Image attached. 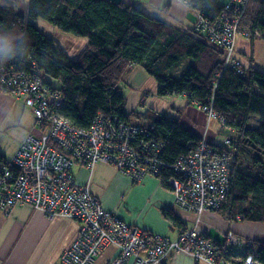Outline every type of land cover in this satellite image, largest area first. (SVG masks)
I'll list each match as a JSON object with an SVG mask.
<instances>
[{"label":"trees","instance_id":"trees-1","mask_svg":"<svg viewBox=\"0 0 264 264\" xmlns=\"http://www.w3.org/2000/svg\"><path fill=\"white\" fill-rule=\"evenodd\" d=\"M19 1L0 3V65L6 72H34L48 82L62 97L58 113L77 127L88 128L97 113L139 124L162 143L159 158L168 165L192 151L200 137L181 125L178 117L154 108L142 114L126 112L120 83L128 67L140 66L154 79L159 96L184 94L198 107H211L223 118L233 151L229 189L213 211L227 220L264 223V71L243 63L242 73L223 69V50L209 41L203 29L171 25L134 2L26 0L19 13L14 10ZM188 5L214 24L224 11L220 0H188ZM38 18L66 34L85 38L86 45L76 57H69L37 27ZM238 30L247 32L251 41L264 39V0L239 5ZM187 60L190 63L175 75ZM252 115L256 126L249 125ZM134 117L147 125L133 122ZM4 161L0 156V163ZM169 173L166 167L155 177L167 186ZM162 213L173 224L179 223L171 211ZM217 244L219 255L233 256L235 261L225 243ZM243 253L242 257L251 254L264 264V241H251Z\"/></svg>","mask_w":264,"mask_h":264},{"label":"built area","instance_id":"built-area-1","mask_svg":"<svg viewBox=\"0 0 264 264\" xmlns=\"http://www.w3.org/2000/svg\"><path fill=\"white\" fill-rule=\"evenodd\" d=\"M188 4V0H180ZM245 0H225L218 23H210L195 11V26L203 29L211 43L223 49L222 68L242 73V62L234 51L239 33V5ZM247 37V32H241ZM0 90L21 97L32 108L35 131L25 134L14 155L0 163V210L27 204L47 218L62 216L78 222L76 237L56 264H93L107 246L116 254L103 264H160L170 253L185 252L209 264H258L251 254L226 259L219 246L195 226L182 229L175 240L124 222L103 208L88 184L76 181L73 163L91 167L96 162L112 165L130 181L157 176L170 168L166 178L177 206L200 215L223 202L229 189L228 170L233 151L228 136L221 147L204 137L188 154L171 164L159 158L163 146L148 131L132 122L97 113L88 128L77 127L57 111L62 97L36 73L6 72L0 65ZM207 117L224 120L209 106H199ZM229 245L238 243L244 252L250 241L226 233ZM229 244V245H228ZM244 254V253H243Z\"/></svg>","mask_w":264,"mask_h":264},{"label":"crops","instance_id":"crops-1","mask_svg":"<svg viewBox=\"0 0 264 264\" xmlns=\"http://www.w3.org/2000/svg\"><path fill=\"white\" fill-rule=\"evenodd\" d=\"M119 1V0H113ZM134 2L146 13L167 23L191 28L195 17L185 4L175 0H123ZM225 0H220V2ZM36 23V21H35ZM56 28V27H55ZM57 29V28H56ZM43 30V29H42ZM70 35V34H68ZM72 37V38H70ZM68 42L60 45L69 57H76L86 45L83 37L67 36ZM236 52L247 65L264 71V39L251 41L243 36L236 39ZM190 63L187 60L181 68ZM180 69V68H179ZM179 69L174 72L176 75ZM121 92L126 99L125 111L136 110L140 114L146 110L145 99L155 85L140 66H129ZM168 100L155 97L154 101L163 103L162 107L152 104L150 108L161 110L167 116L178 117L181 125L204 137L210 144L221 146L219 134L223 129L215 120H207L206 114L197 105L188 101L184 94H171ZM154 106V107H153ZM256 119V118H255ZM137 122L138 119H136ZM256 121V125L258 121ZM32 109L23 99L0 90V156L11 158L22 138L35 131ZM254 125V126H256ZM70 171L77 182L88 184L99 198L103 208L119 216L124 222L175 240L179 232L195 226L219 244L227 245L226 233L243 240L264 241V223L227 220L213 210H205L200 215L177 206L172 190L163 185L158 178L147 175L140 181L132 182L112 165L96 162L91 167L73 163ZM171 211L179 223L173 224L162 211ZM78 222L62 216L47 218L42 212L27 204L15 205L8 210H0V264H56L61 252L74 240ZM229 245V244H228ZM235 257H242L243 246L229 245ZM116 248L107 246L94 259L93 264H103L115 256ZM233 260V256L231 257ZM160 264H209L197 261L185 252L170 253Z\"/></svg>","mask_w":264,"mask_h":264},{"label":"rangeland","instance_id":"rangeland-1","mask_svg":"<svg viewBox=\"0 0 264 264\" xmlns=\"http://www.w3.org/2000/svg\"><path fill=\"white\" fill-rule=\"evenodd\" d=\"M3 0H0V3H3L2 2ZM25 1L26 0H20L17 4H14V10H16V11H18L19 13H21V12H23V9H24V3H25ZM175 1H178V2H181V3H183V4H185L187 7H189V5L186 3V2H183V1H180V0H175ZM223 2L224 1H222L221 3L223 4ZM223 6H224V4H223ZM190 8V7H189ZM193 14H195V12L193 11ZM36 25H37V27L38 28H40V29H43V32L47 35V36H50V37H52L59 45H65V43L66 42H68V40H67V36H70V35H68V34H66V33H64V32H62V31H60L59 29H56L55 27H53L51 24H49L48 22H46L45 20H43V19H41V18H38L37 20H36ZM194 25H195V22H194ZM241 32H239L238 34H236V36L234 37V51H235V53L237 54V52H236V39H237V37L238 36H243L242 34H240ZM243 37H245V36H243ZM70 38H72V37H70ZM245 38H247V37H245ZM223 50V49H222ZM238 56H239V58H240V60H241V62L243 63V64H246L247 65V63H245L244 62V59L239 55V54H237ZM223 57V56H222ZM186 61H184V62H182V63H180V65H179V67H178V69H179V72L177 73V75L184 69V67L183 68H181V65H183L184 63H185ZM248 66V65H247ZM150 77V76H149ZM151 78V77H150ZM123 79H124V77H123ZM151 80H152V82H153V86L155 85V90L153 91V90H149V94H150V96H148L146 99H145V102H146V107H150V106H152V104L153 105H155V106H157V107H162V105H163V103L162 102H160V101H154L155 99V97L157 96V97H159V98H161L162 96H159V95H157V93H156V87H157V85H156V83H155V81H154V79H152L151 78ZM120 86L121 87H123V84L122 83H120ZM5 92V91H4ZM7 93H9V92H7ZM11 94V93H10ZM13 95V94H12ZM15 96V95H14ZM16 97H18V96H16ZM164 98H165V101L167 102V101H169L168 100V97L169 96H163ZM18 98H21V97H18ZM22 99V98H21ZM25 102V101H24ZM29 106V105H28ZM154 107V106H153ZM32 109V108H31ZM159 111H161V110H159ZM32 113H33V111H32ZM206 114V113H205ZM33 116H34V114H33ZM206 117H207V114H206ZM255 115H252V117H251V119H250V121H249V125H256V119H255ZM136 117H134V118H132V121L133 122H136ZM34 120H35V117H34ZM207 120H215V119H210V118H208L207 117ZM138 121L140 122V123H144V120L142 119V118H139L138 119ZM216 122H217V124H218V127L219 128H222L220 125H219V123H218V121L217 120H215ZM34 124H35V122H34ZM144 124H146V123H144ZM147 125V124H146ZM226 136H229V131L227 132V129H225L224 127H223V134L221 135V134H219V137H220V139H222V141H223V139L226 137ZM17 149V148H16ZM234 245V244H233ZM243 248V247H242Z\"/></svg>","mask_w":264,"mask_h":264},{"label":"clouds","instance_id":"clouds-1","mask_svg":"<svg viewBox=\"0 0 264 264\" xmlns=\"http://www.w3.org/2000/svg\"><path fill=\"white\" fill-rule=\"evenodd\" d=\"M5 51H6V53H7V51H8V48H7V41H5Z\"/></svg>","mask_w":264,"mask_h":264}]
</instances>
